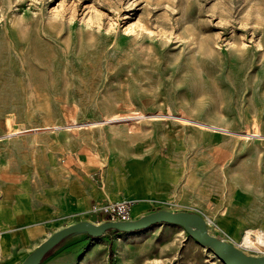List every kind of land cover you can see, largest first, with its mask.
<instances>
[{
	"label": "rangeland",
	"instance_id": "rangeland-1",
	"mask_svg": "<svg viewBox=\"0 0 264 264\" xmlns=\"http://www.w3.org/2000/svg\"><path fill=\"white\" fill-rule=\"evenodd\" d=\"M154 123L194 129L209 187L220 169L226 191H257L251 214L225 226L205 217L211 234L263 256L240 243L264 230V0H0V150L62 127ZM40 264L226 263L162 223L77 234Z\"/></svg>",
	"mask_w": 264,
	"mask_h": 264
},
{
	"label": "crops",
	"instance_id": "crops-1",
	"mask_svg": "<svg viewBox=\"0 0 264 264\" xmlns=\"http://www.w3.org/2000/svg\"><path fill=\"white\" fill-rule=\"evenodd\" d=\"M77 128L62 127L41 141L0 150V264H22L65 226L103 222L95 205L131 200L137 216L159 209L196 211L218 216L222 226L240 219L243 209L253 212L257 191L245 186L226 191L220 169L218 186L209 187V161L193 156L192 128L158 123ZM9 186L15 189L7 200L3 190ZM238 189H249L250 200H237Z\"/></svg>",
	"mask_w": 264,
	"mask_h": 264
},
{
	"label": "water",
	"instance_id": "water-1",
	"mask_svg": "<svg viewBox=\"0 0 264 264\" xmlns=\"http://www.w3.org/2000/svg\"><path fill=\"white\" fill-rule=\"evenodd\" d=\"M162 223L180 225L186 228L188 226L194 227L198 233L196 238L198 242L211 248L226 264H264V255H249L239 246L211 234L208 229L207 218L201 213L185 210L174 212L166 209L155 210L149 214L126 221L105 220L101 223L80 221L65 226L46 238L27 256L22 264H40L61 243L77 234H88L94 239H99L110 230L134 232L146 230ZM189 230L191 231V229Z\"/></svg>",
	"mask_w": 264,
	"mask_h": 264
},
{
	"label": "built area",
	"instance_id": "built-area-1",
	"mask_svg": "<svg viewBox=\"0 0 264 264\" xmlns=\"http://www.w3.org/2000/svg\"><path fill=\"white\" fill-rule=\"evenodd\" d=\"M136 205V201L124 200L121 202H112L100 206L95 205L93 207V211L104 214L105 220L126 221L138 217L135 211Z\"/></svg>",
	"mask_w": 264,
	"mask_h": 264
},
{
	"label": "bare ground",
	"instance_id": "bare-ground-1",
	"mask_svg": "<svg viewBox=\"0 0 264 264\" xmlns=\"http://www.w3.org/2000/svg\"><path fill=\"white\" fill-rule=\"evenodd\" d=\"M187 228L191 229L193 236L197 238L198 233L194 229V227L188 226ZM240 245L244 246L245 248L254 250V251L261 250L264 247V230L261 228L247 229L245 234L243 235Z\"/></svg>",
	"mask_w": 264,
	"mask_h": 264
},
{
	"label": "trees",
	"instance_id": "trees-1",
	"mask_svg": "<svg viewBox=\"0 0 264 264\" xmlns=\"http://www.w3.org/2000/svg\"><path fill=\"white\" fill-rule=\"evenodd\" d=\"M119 232V231H116ZM110 257H111V261L113 260V249H112V244H111V248H110Z\"/></svg>",
	"mask_w": 264,
	"mask_h": 264
}]
</instances>
